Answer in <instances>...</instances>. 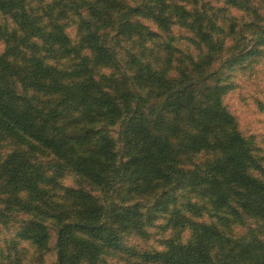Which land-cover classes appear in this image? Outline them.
<instances>
[{
    "label": "trees",
    "instance_id": "1",
    "mask_svg": "<svg viewBox=\"0 0 264 264\" xmlns=\"http://www.w3.org/2000/svg\"><path fill=\"white\" fill-rule=\"evenodd\" d=\"M263 64L264 0H0V264H264Z\"/></svg>",
    "mask_w": 264,
    "mask_h": 264
},
{
    "label": "rangeland",
    "instance_id": "2",
    "mask_svg": "<svg viewBox=\"0 0 264 264\" xmlns=\"http://www.w3.org/2000/svg\"><path fill=\"white\" fill-rule=\"evenodd\" d=\"M258 71L256 78L242 82L244 91L238 89L228 95L225 104L244 134L258 137L264 146V114L256 104L257 100L264 104V64Z\"/></svg>",
    "mask_w": 264,
    "mask_h": 264
}]
</instances>
